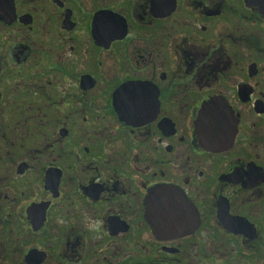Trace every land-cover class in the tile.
<instances>
[{
	"label": "flooded vegetation",
	"instance_id": "af4514ba",
	"mask_svg": "<svg viewBox=\"0 0 264 264\" xmlns=\"http://www.w3.org/2000/svg\"><path fill=\"white\" fill-rule=\"evenodd\" d=\"M0 264H264V0H0Z\"/></svg>",
	"mask_w": 264,
	"mask_h": 264
},
{
	"label": "water",
	"instance_id": "95a60500",
	"mask_svg": "<svg viewBox=\"0 0 264 264\" xmlns=\"http://www.w3.org/2000/svg\"><path fill=\"white\" fill-rule=\"evenodd\" d=\"M205 115V114H204Z\"/></svg>",
	"mask_w": 264,
	"mask_h": 264
}]
</instances>
